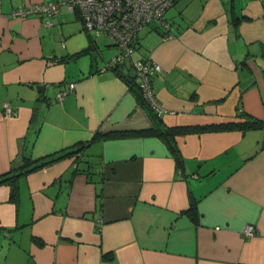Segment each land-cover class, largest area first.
<instances>
[{
	"label": "crops",
	"instance_id": "0c3cea01",
	"mask_svg": "<svg viewBox=\"0 0 264 264\" xmlns=\"http://www.w3.org/2000/svg\"><path fill=\"white\" fill-rule=\"evenodd\" d=\"M49 1L0 0V175L96 133L151 127L131 60L160 65L168 127L264 122V0H175L168 29L140 30L120 73L106 67L118 49L92 43L77 11L13 14ZM175 140L181 167L157 135H126L21 174L16 201L0 184V264H264V126Z\"/></svg>",
	"mask_w": 264,
	"mask_h": 264
},
{
	"label": "built area",
	"instance_id": "2783aa9c",
	"mask_svg": "<svg viewBox=\"0 0 264 264\" xmlns=\"http://www.w3.org/2000/svg\"><path fill=\"white\" fill-rule=\"evenodd\" d=\"M175 0H55L46 3H33L19 8L13 12L16 16H25L32 13L55 15L61 6L70 11H77L85 29L93 39L105 36L108 41L118 49L111 63L107 66L122 65L132 58L135 49V41L140 30L146 25L158 24L168 29L169 24L165 20L166 11L174 4ZM171 37L170 31L165 34ZM134 77L142 91L143 97L157 111L161 112V106L154 95L152 77L161 71L159 64L150 58H144L132 62ZM74 83L68 84L71 90ZM67 91H59L56 95L58 101L62 100ZM4 115L16 114L9 103L3 104ZM218 228V227H217ZM244 234L249 237L254 235L255 227L246 224Z\"/></svg>",
	"mask_w": 264,
	"mask_h": 264
},
{
	"label": "trees",
	"instance_id": "16d2710c",
	"mask_svg": "<svg viewBox=\"0 0 264 264\" xmlns=\"http://www.w3.org/2000/svg\"><path fill=\"white\" fill-rule=\"evenodd\" d=\"M175 2V1H174ZM92 43L95 42L92 36H90ZM83 53V52H78L76 54ZM121 66V65H119ZM119 66H107L113 69L115 72H119ZM131 84H135V90L136 94L138 97V100L140 101V104L145 108L147 113L149 114L150 120H151V127L149 128H143V129H138V130H122V131H111L107 133H96L94 134L91 139H89L86 142L83 143H76L75 145H72L71 150H68L67 152L61 153L57 156L54 157L55 153L48 154L46 156H43L37 160H34V162L31 166L27 167L28 164H22L18 168H16L17 171L16 173H4L0 175V184H10L12 186L11 188V199L16 201L17 198V187H16V179L23 173H26L28 171H32L46 163H49L53 160H56L60 158L61 156L64 155H69V154H74L78 153L81 151L85 146H87L89 143L100 139V138H105V137H116V136H143V135H157L160 137L166 144L170 154L174 158V161L176 163L177 167H181L182 164V157L179 152V149L176 144L175 136L179 134H184V133H189V132H199V131H208V130H227V129H248V128H257V127H262L264 126V122L259 121L257 119L253 118H244L241 121H236V122H226V123H219V124H211V125H196V126H180V127H168L166 126L161 117L159 116V111H157L150 103L146 101V99L143 97L142 91L139 88L138 83H134V81H130ZM78 164L81 162V160L77 161ZM31 164V163H30ZM91 167V166H89ZM88 175L94 174L93 171H86ZM95 183H100L101 179H94ZM97 195L101 196V186L99 184L98 190H97ZM186 213L191 220L194 222L197 221L198 219V213L196 209V204L195 201H191L189 207L183 211Z\"/></svg>",
	"mask_w": 264,
	"mask_h": 264
},
{
	"label": "water",
	"instance_id": "95a60500",
	"mask_svg": "<svg viewBox=\"0 0 264 264\" xmlns=\"http://www.w3.org/2000/svg\"><path fill=\"white\" fill-rule=\"evenodd\" d=\"M260 46L262 47V44H260ZM38 89L42 90L43 89V85H38Z\"/></svg>",
	"mask_w": 264,
	"mask_h": 264
},
{
	"label": "rangeland",
	"instance_id": "374dc122",
	"mask_svg": "<svg viewBox=\"0 0 264 264\" xmlns=\"http://www.w3.org/2000/svg\"><path fill=\"white\" fill-rule=\"evenodd\" d=\"M115 48V47H114ZM117 49V48H116Z\"/></svg>",
	"mask_w": 264,
	"mask_h": 264
}]
</instances>
